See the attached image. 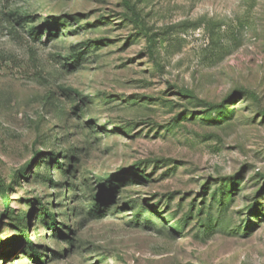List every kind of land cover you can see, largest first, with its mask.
<instances>
[{
  "label": "rangeland",
  "instance_id": "rangeland-1",
  "mask_svg": "<svg viewBox=\"0 0 264 264\" xmlns=\"http://www.w3.org/2000/svg\"><path fill=\"white\" fill-rule=\"evenodd\" d=\"M0 0V264H264V0Z\"/></svg>",
  "mask_w": 264,
  "mask_h": 264
},
{
  "label": "trees",
  "instance_id": "trees-1",
  "mask_svg": "<svg viewBox=\"0 0 264 264\" xmlns=\"http://www.w3.org/2000/svg\"><path fill=\"white\" fill-rule=\"evenodd\" d=\"M122 2L125 5V7H127L128 9H130V2H129V0H122Z\"/></svg>",
  "mask_w": 264,
  "mask_h": 264
}]
</instances>
